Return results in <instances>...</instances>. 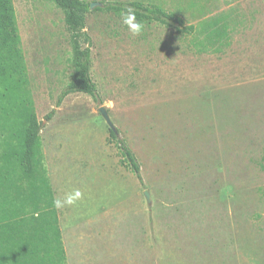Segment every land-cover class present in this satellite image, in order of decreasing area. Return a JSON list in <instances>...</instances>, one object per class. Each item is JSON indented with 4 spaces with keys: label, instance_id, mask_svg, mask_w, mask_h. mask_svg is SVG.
Here are the masks:
<instances>
[{
    "label": "rangeland",
    "instance_id": "374dc122",
    "mask_svg": "<svg viewBox=\"0 0 264 264\" xmlns=\"http://www.w3.org/2000/svg\"><path fill=\"white\" fill-rule=\"evenodd\" d=\"M12 1L43 164L54 199L74 200L56 208L67 264H264V0H240L218 55L216 18L190 45L156 23L132 38L119 13L95 9L162 0H82L100 5L85 20L100 102L70 94L50 121L73 71L64 16L52 0ZM100 107L142 184L120 165Z\"/></svg>",
    "mask_w": 264,
    "mask_h": 264
},
{
    "label": "trees",
    "instance_id": "16d2710c",
    "mask_svg": "<svg viewBox=\"0 0 264 264\" xmlns=\"http://www.w3.org/2000/svg\"><path fill=\"white\" fill-rule=\"evenodd\" d=\"M62 11L70 34L75 73L45 117L50 121L64 98L82 93L100 99L90 75L91 39L83 31L90 12L82 0H52ZM95 11L135 9L138 20L154 21L178 34L195 26L159 5L102 3ZM87 46H81V39ZM38 120L12 0H0V264H67L53 191L43 164ZM120 160L142 184L140 165L125 141L109 129ZM208 150L212 152V143ZM260 169L264 171V156Z\"/></svg>",
    "mask_w": 264,
    "mask_h": 264
},
{
    "label": "crops",
    "instance_id": "0c3cea01",
    "mask_svg": "<svg viewBox=\"0 0 264 264\" xmlns=\"http://www.w3.org/2000/svg\"><path fill=\"white\" fill-rule=\"evenodd\" d=\"M218 1L220 3L217 6V8H218V10H217L215 7H212L211 5H212V2L215 3ZM239 2H240V0H162L158 3L157 2L156 3L148 2L147 4L159 5L160 7L175 13L177 16L182 18L187 24L194 25L195 30H197V25L201 21L216 18L217 19V25H216L217 30H216L214 45L212 48V53L218 55V54L224 53L225 50L230 46L231 33L234 31L237 19L240 17V15H239L240 13L238 11V8H239L238 3ZM138 3H142V2L138 1ZM167 4H170L172 7H166ZM187 6H189L190 9H188ZM210 7L214 8V9L212 10V9H210ZM220 9H222V10H220ZM203 11H205L208 14L204 15ZM109 12H113L116 14L120 13L118 11H109ZM198 12H201V15L197 19L196 17H194V15H195V13L198 14ZM209 12H214L215 14L211 15ZM141 21H143L145 25H150L152 23H156L154 21H149V20H141ZM156 26L171 30L172 32L175 33V35L178 38H180L184 41H189V45H190V42L192 41L191 36L193 34H191V35L178 34L174 30H172L170 28H166L164 26H161L157 23H156ZM69 37H70V34H69ZM69 43H70V39H69ZM80 43H81V41H80ZM82 44L83 43H81V46H82ZM70 46H71V43H70ZM70 49H71V55H72L71 64H72V69H73L72 75H71V78H72L73 74L75 73V67L73 64L72 46ZM91 65H92V63H91V55H90V75H91ZM71 78H70V80H71Z\"/></svg>",
    "mask_w": 264,
    "mask_h": 264
},
{
    "label": "clouds",
    "instance_id": "9594fccd",
    "mask_svg": "<svg viewBox=\"0 0 264 264\" xmlns=\"http://www.w3.org/2000/svg\"><path fill=\"white\" fill-rule=\"evenodd\" d=\"M121 24L127 29L129 35L132 38L140 37L145 29V24L143 21L137 19V14L135 9L131 7H127L119 13ZM83 31H87V29H83ZM80 193L77 192L76 196L79 197ZM74 200L71 196L66 197L64 200L55 199L53 201V206L57 209L62 208L65 204H72Z\"/></svg>",
    "mask_w": 264,
    "mask_h": 264
},
{
    "label": "water",
    "instance_id": "95a60500",
    "mask_svg": "<svg viewBox=\"0 0 264 264\" xmlns=\"http://www.w3.org/2000/svg\"><path fill=\"white\" fill-rule=\"evenodd\" d=\"M97 6H100L99 4H96V3H93L90 5L89 9L92 10L94 7H97ZM99 113L101 114V116L104 118L106 124L108 125L109 129H111L112 131H114L116 133V130L113 128V125L111 123V120L106 112V109L105 107H100L98 109ZM144 196H145V199L147 201V203H150V197H149V194L148 192H144Z\"/></svg>",
    "mask_w": 264,
    "mask_h": 264
}]
</instances>
